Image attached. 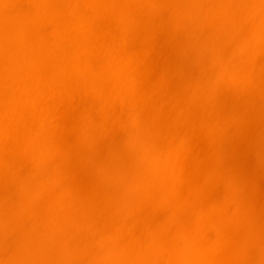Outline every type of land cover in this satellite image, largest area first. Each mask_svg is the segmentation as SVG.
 Here are the masks:
<instances>
[{
	"label": "bare ground",
	"instance_id": "obj_1",
	"mask_svg": "<svg viewBox=\"0 0 264 264\" xmlns=\"http://www.w3.org/2000/svg\"><path fill=\"white\" fill-rule=\"evenodd\" d=\"M0 264H264V0H0Z\"/></svg>",
	"mask_w": 264,
	"mask_h": 264
}]
</instances>
